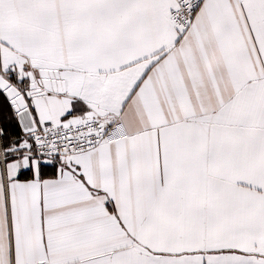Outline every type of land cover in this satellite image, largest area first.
Segmentation results:
<instances>
[{
    "label": "snow or ice",
    "instance_id": "1",
    "mask_svg": "<svg viewBox=\"0 0 264 264\" xmlns=\"http://www.w3.org/2000/svg\"><path fill=\"white\" fill-rule=\"evenodd\" d=\"M0 264H264V0H0Z\"/></svg>",
    "mask_w": 264,
    "mask_h": 264
}]
</instances>
